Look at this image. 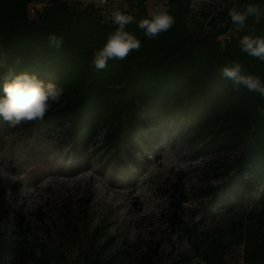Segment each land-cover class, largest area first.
Returning <instances> with one entry per match:
<instances>
[{
	"label": "trees",
	"instance_id": "16d2710c",
	"mask_svg": "<svg viewBox=\"0 0 264 264\" xmlns=\"http://www.w3.org/2000/svg\"><path fill=\"white\" fill-rule=\"evenodd\" d=\"M221 1L223 6L218 3L211 15L199 10L191 15L209 27L194 36L186 26L191 0H165L174 26L148 39L136 23L129 24L126 30L141 41L140 50L121 61L109 60L107 68L96 71L91 65L94 50L116 26L91 5L49 0L31 18L29 6L38 0H0V95L9 67L15 74H36L45 83L62 86L60 102L43 122L21 124L43 127L73 148L81 144L113 176L129 171L162 127L181 119L212 157L231 154L232 159L217 182L195 189L191 210L197 219L186 220V189L179 182L168 186L167 228L188 233V250L203 264H225L236 246L242 250L239 264H264V99L243 87L235 90L219 74L223 66L239 62L264 79V63L240 50L239 40L251 33L233 30L228 10L234 0ZM129 2L127 14L136 21L150 18L142 2ZM239 3L264 8V0ZM214 19L225 24L216 28ZM255 28L256 36H264V20ZM52 33L64 38L60 50L48 45ZM226 33L233 35L221 42ZM7 190L0 181V223L11 214ZM7 255L10 264H62L43 241L7 250L0 236V264Z\"/></svg>",
	"mask_w": 264,
	"mask_h": 264
},
{
	"label": "rangeland",
	"instance_id": "374dc122",
	"mask_svg": "<svg viewBox=\"0 0 264 264\" xmlns=\"http://www.w3.org/2000/svg\"><path fill=\"white\" fill-rule=\"evenodd\" d=\"M48 1L38 0L33 8L41 10ZM136 1L148 16L160 9L151 0ZM130 6L129 0H108L107 10L131 12ZM217 6L218 0H191L204 14ZM212 24L220 28L225 21ZM186 26L194 36L209 28L190 15ZM200 142L181 119L169 122L129 171L113 176L81 144L73 148L43 127H9L0 117V181L8 187L11 211L0 223L1 240L7 250L43 241L62 264H203L188 250V233L169 230L164 218L169 185L179 182L188 192L189 222L197 219L191 210L195 189L217 182L229 166L231 154L214 158ZM241 253L233 247L225 264H239ZM4 264H10L8 255Z\"/></svg>",
	"mask_w": 264,
	"mask_h": 264
},
{
	"label": "clouds",
	"instance_id": "9594fccd",
	"mask_svg": "<svg viewBox=\"0 0 264 264\" xmlns=\"http://www.w3.org/2000/svg\"><path fill=\"white\" fill-rule=\"evenodd\" d=\"M149 16L150 18L136 21L132 15L121 12L112 13L111 22L116 27L108 35L105 43L94 50L91 61L94 70L103 71L107 68L109 60L121 61L126 59L132 51L140 50L141 41L126 30L129 24L136 23L148 39L158 38L175 24V18L163 8L151 12ZM228 16L235 32L247 30L251 33L239 40L240 50L247 56L264 63V36L255 35V25H259L264 20V8L253 3L241 6L239 0H234L233 6L228 10ZM250 19L254 21L252 27L248 25ZM63 44L62 36L49 34V47L60 50ZM219 74L221 78L231 81L235 90L243 87L264 99V79L248 73L243 64L232 62L223 66ZM63 94L62 86L54 82L45 83L36 74L27 72L15 74L14 69L9 67L4 75L3 95H0V116L12 128L21 123L43 122L46 114L54 104L60 102Z\"/></svg>",
	"mask_w": 264,
	"mask_h": 264
},
{
	"label": "built area",
	"instance_id": "2783aa9c",
	"mask_svg": "<svg viewBox=\"0 0 264 264\" xmlns=\"http://www.w3.org/2000/svg\"><path fill=\"white\" fill-rule=\"evenodd\" d=\"M151 1L155 7L163 8V9L166 8L165 0H151ZM205 1L210 2V3L213 2V0H205ZM218 3H220V5H223V1L220 2V0H218ZM107 4H108V0H97L96 2H94V5H91V6L93 7L95 11H97L102 16L104 21L112 24L111 17H112V13H114L115 11H108ZM197 10L198 9L196 8H192L190 16L193 13H196ZM28 11H29L30 16H34L35 9L33 8V5L29 6ZM121 13L127 14V11H122ZM232 35H233L232 33H226L220 37V41L221 42L227 41L231 38Z\"/></svg>",
	"mask_w": 264,
	"mask_h": 264
},
{
	"label": "crops",
	"instance_id": "0c3cea01",
	"mask_svg": "<svg viewBox=\"0 0 264 264\" xmlns=\"http://www.w3.org/2000/svg\"><path fill=\"white\" fill-rule=\"evenodd\" d=\"M92 1H95V0H92Z\"/></svg>",
	"mask_w": 264,
	"mask_h": 264
}]
</instances>
